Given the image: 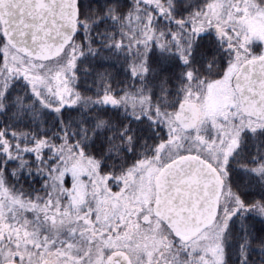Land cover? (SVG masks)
Instances as JSON below:
<instances>
[{
	"label": "snow or ice",
	"instance_id": "6c2138e0",
	"mask_svg": "<svg viewBox=\"0 0 264 264\" xmlns=\"http://www.w3.org/2000/svg\"><path fill=\"white\" fill-rule=\"evenodd\" d=\"M0 264H264V0H0Z\"/></svg>",
	"mask_w": 264,
	"mask_h": 264
},
{
	"label": "rangeland",
	"instance_id": "374dc122",
	"mask_svg": "<svg viewBox=\"0 0 264 264\" xmlns=\"http://www.w3.org/2000/svg\"><path fill=\"white\" fill-rule=\"evenodd\" d=\"M252 30H257V29H252Z\"/></svg>",
	"mask_w": 264,
	"mask_h": 264
}]
</instances>
